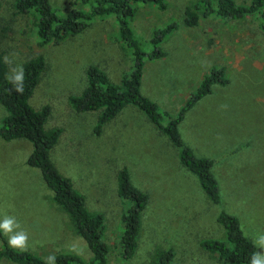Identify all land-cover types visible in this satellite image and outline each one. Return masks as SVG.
<instances>
[{
	"label": "rangeland",
	"instance_id": "rangeland-1",
	"mask_svg": "<svg viewBox=\"0 0 264 264\" xmlns=\"http://www.w3.org/2000/svg\"><path fill=\"white\" fill-rule=\"evenodd\" d=\"M16 0H0V52L8 74L16 75L23 62L42 54L45 67L29 101L49 106L46 128L61 130L51 159L60 173L85 197L88 209L104 216L103 240L109 246L108 264H146L154 248L171 247L170 264H232L220 262L200 246L204 238L223 237L216 221L225 210L236 215L245 234L264 256L258 243L264 236V30L261 12L254 18L204 17L186 26L183 10L191 0H166L165 9L136 3L132 28L142 48H152L156 29L174 23L159 44L160 58L145 60L141 92L175 117L203 75L224 67L225 84H214L185 113L178 128L197 156L213 160L212 172L221 202L214 204L197 176L179 161L178 149L133 105H126L97 133L98 111H75L71 95L87 85L86 69L96 65L118 83L133 66L130 49L118 36L113 16L94 18L81 32L61 41L40 44L33 13H17ZM67 12L82 8L77 0H50ZM248 3L250 0H235ZM264 10V6L262 8ZM201 12V11H200ZM7 111L0 104V125ZM168 119L165 118L163 123ZM30 141L0 137V228L9 244L12 236L26 240L17 249L45 259L58 252L91 257L86 242L73 231L69 216L55 203L38 168L28 165ZM125 168L132 183L148 195L142 214L138 247L132 258L120 256L122 214L129 206L117 194L119 171ZM4 245L0 238V248ZM122 261V262H121ZM0 264H17L1 259Z\"/></svg>",
	"mask_w": 264,
	"mask_h": 264
},
{
	"label": "trees",
	"instance_id": "trees-1",
	"mask_svg": "<svg viewBox=\"0 0 264 264\" xmlns=\"http://www.w3.org/2000/svg\"><path fill=\"white\" fill-rule=\"evenodd\" d=\"M82 8L73 7L63 12L50 0H16L17 13H33L36 36L40 44L59 42L65 37L84 30L92 19L113 16L118 24V36L131 51L133 66L128 75H123L118 83L112 82L107 73L96 65L86 69L87 85L80 95L68 98L71 107L78 112L98 111L95 131L115 117L126 105H133L142 111L157 129L165 134L178 149L179 161L186 169L195 174L207 197L214 203L221 202L218 181L211 168L213 160L197 156L180 134L178 125L185 113L203 96L211 92L216 83L225 84L224 67L212 68L204 74L196 89L180 107L175 117L161 113L158 104L141 92V80L145 60L163 57L165 52L160 42L175 28L171 23L156 29L151 38L152 48L144 51L141 38L132 28L136 3L153 4L165 9L166 0H77ZM264 0H250L248 3H236L235 0H191L183 10V23L186 26L198 24L200 13L207 17L254 18L261 12L260 27L264 30ZM201 11V12H200ZM256 18V17H255ZM45 67L42 54H36L23 62V91H16V85L8 74V65L0 52V104L7 111L0 125V137L5 140L23 138L30 141L33 150L27 158L28 165L40 170L42 178L53 193L55 203L69 216L73 231L87 244L91 252L89 259L71 252H58L51 259L26 249H17L7 243L0 229V238L4 245L0 248V260L7 259L17 264H108L109 246L103 240L104 216L101 212L90 210L85 205V197L76 190L71 180L60 173L53 163L50 152L58 141L61 130L46 128L50 108H35L29 99L38 84ZM167 118L166 123L163 120ZM117 194L130 204L122 214L123 229L119 239L120 256L124 260L132 258L138 247L142 214L148 195L136 187L130 180L129 172L122 168L117 178ZM216 221L224 230L223 237L204 238L200 246L224 263L251 264L257 253L256 244L245 234L239 218L221 210ZM174 257L171 247L154 248L146 264H170ZM122 262V261H121ZM120 264V262H119Z\"/></svg>",
	"mask_w": 264,
	"mask_h": 264
},
{
	"label": "clouds",
	"instance_id": "clouds-1",
	"mask_svg": "<svg viewBox=\"0 0 264 264\" xmlns=\"http://www.w3.org/2000/svg\"><path fill=\"white\" fill-rule=\"evenodd\" d=\"M6 62L7 58H6ZM9 79L16 85V91H23V69L21 68L14 77H10ZM12 226V221L10 219H6L2 224H0V228L5 229V231H10ZM26 240V236L23 234L12 236L9 239V244L13 246L22 245ZM258 243L264 246V236H261ZM251 264H264V256L260 253H256L253 255L251 259Z\"/></svg>",
	"mask_w": 264,
	"mask_h": 264
}]
</instances>
